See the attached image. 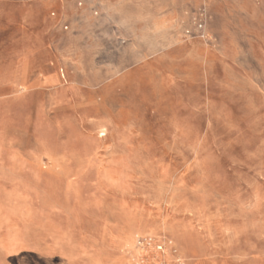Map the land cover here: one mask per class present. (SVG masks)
Wrapping results in <instances>:
<instances>
[{
  "label": "rangeland",
  "instance_id": "1",
  "mask_svg": "<svg viewBox=\"0 0 264 264\" xmlns=\"http://www.w3.org/2000/svg\"><path fill=\"white\" fill-rule=\"evenodd\" d=\"M113 2L0 0V264H264V0Z\"/></svg>",
  "mask_w": 264,
  "mask_h": 264
},
{
  "label": "crops",
  "instance_id": "2",
  "mask_svg": "<svg viewBox=\"0 0 264 264\" xmlns=\"http://www.w3.org/2000/svg\"><path fill=\"white\" fill-rule=\"evenodd\" d=\"M113 5H115V6H103V7L111 8V9H117L119 11H123L124 14H125V16L128 15V14H126V12H138L141 8H143V9L146 8V6H139L138 0H114ZM199 10L200 9H198V11ZM198 11L195 13V16H197ZM132 16H133V14H132ZM134 17L135 16H133V19H134ZM191 25H192L193 30H194L193 23ZM184 31H186V28H185ZM194 32H195V30H194ZM223 34L224 33H222L220 31L219 35L217 36L219 38V40L221 39V37H222ZM194 39H196V38H194Z\"/></svg>",
  "mask_w": 264,
  "mask_h": 264
},
{
  "label": "built area",
  "instance_id": "3",
  "mask_svg": "<svg viewBox=\"0 0 264 264\" xmlns=\"http://www.w3.org/2000/svg\"><path fill=\"white\" fill-rule=\"evenodd\" d=\"M193 25L195 33L192 34L190 30H186L185 34L190 38L193 37L205 41L208 35L206 33V12L204 9L198 11L197 17L193 19Z\"/></svg>",
  "mask_w": 264,
  "mask_h": 264
}]
</instances>
